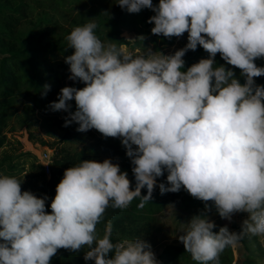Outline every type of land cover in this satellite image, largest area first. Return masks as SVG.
I'll use <instances>...</instances> for the list:
<instances>
[{
	"label": "clouds",
	"instance_id": "1",
	"mask_svg": "<svg viewBox=\"0 0 264 264\" xmlns=\"http://www.w3.org/2000/svg\"><path fill=\"white\" fill-rule=\"evenodd\" d=\"M122 10L151 9L154 35L188 33V43L174 54L148 48L133 56L117 41H101L96 18L74 27L65 39L70 80L52 111H64L65 126L96 129L104 137L121 138L131 159L135 190L126 171L111 159L81 160L65 170L46 211L48 197L22 191L14 176L0 174V264H50L59 249H86L95 264H161L152 245L140 238L113 242L108 220L100 236L96 226L106 210L139 208L152 200L157 178L161 194L182 188L205 208L181 223L179 241L198 264H220L228 247L245 237H260L264 246V0H118ZM138 39H144L143 36ZM134 41V40H129ZM198 46L207 53L184 70L183 57ZM241 70L245 82L224 65ZM44 94L51 85L43 86ZM76 111H71L70 101ZM135 146V147H134ZM147 188V195L142 189ZM222 219L247 213L242 231L225 225L218 232L211 204Z\"/></svg>",
	"mask_w": 264,
	"mask_h": 264
},
{
	"label": "trees",
	"instance_id": "2",
	"mask_svg": "<svg viewBox=\"0 0 264 264\" xmlns=\"http://www.w3.org/2000/svg\"><path fill=\"white\" fill-rule=\"evenodd\" d=\"M117 2L118 0H0V148L5 141L2 132L16 104L26 100L43 111L51 102L57 100V93L66 87V78L71 73L70 66L65 63L64 58L73 54L74 49H68L65 37L74 27L82 26L88 22V19L96 18L98 27L95 33L99 39L103 42L117 41L119 47L131 44L120 37L122 28L134 29L135 25H139L151 29L155 26L154 23H148L150 17L155 15L151 9L144 8L139 13H129L122 10ZM158 3L159 0H153L154 5ZM159 36L163 47L173 45L176 39V37L169 39L163 35ZM208 57L209 53L200 46L195 51L189 50L183 57L184 70L198 63L200 59ZM215 62L217 66L224 65L226 69L233 70L241 84L245 82L244 77L241 76V70L227 65L219 53L215 57ZM255 63L259 67H264V58L257 59ZM75 81L78 84L81 83L79 80ZM255 82L257 85H264V76L255 78ZM45 84L51 85V90L47 91L46 95L43 88ZM27 109H29L28 106L24 108V110ZM71 111L74 112L76 109H71ZM59 126L61 129H66L71 125L66 127L65 122H61ZM70 136V133H67L64 138L67 140ZM94 136L91 144L79 150L69 146L49 147L54 150L52 166L58 168L56 173L49 176L39 175L36 178L38 183L35 185L26 184L17 178L22 183V191H31L37 197H48L46 211L51 213L50 205L65 170L81 160L97 161L99 155H118L120 162L117 164L120 165L122 172L128 173L132 190H135L136 181L132 172L134 165L126 154L121 138H106L103 134ZM36 166L42 167L39 162ZM6 169H9L10 176H13V166L10 165ZM167 174L165 172L161 177L164 181L158 182L167 183ZM159 183H157L152 200L143 208L138 207L139 198L134 199L124 210L109 207L96 227L104 232L105 224L111 220L114 243L133 237L143 229L145 230L150 216L161 210L166 200V193L161 194ZM142 195H147L146 187L142 189ZM191 202L198 208L205 207L204 202L193 197H191ZM220 227L223 226L217 225L213 231L218 232ZM84 255V249L78 252L59 249L50 264H86ZM164 255L171 261L181 259L182 262L179 264L194 261L184 246L167 245L164 248ZM194 262L197 264L196 261ZM226 262L229 264L230 259L224 261L220 258V264H226Z\"/></svg>",
	"mask_w": 264,
	"mask_h": 264
},
{
	"label": "rangeland",
	"instance_id": "3",
	"mask_svg": "<svg viewBox=\"0 0 264 264\" xmlns=\"http://www.w3.org/2000/svg\"><path fill=\"white\" fill-rule=\"evenodd\" d=\"M151 29L139 25H135L134 29L122 28L120 37L131 43L130 45L124 44L122 46L133 56L145 54L148 48L153 51H161L167 55L174 54L176 50L183 48L188 43V33L185 32L182 37H176L173 45L163 47L160 41L161 37L153 35ZM141 36L144 39H138ZM68 77L66 78V86L85 87L84 83L78 84L75 80H70ZM59 94L60 91L57 93V97ZM69 103L72 105L71 109H76L74 100ZM26 106L29 109L24 110ZM67 115V112H54L49 107L41 111L34 107L32 102L26 100L16 104L2 132L5 141L0 148V174L10 176V171L6 167L12 165L13 176L21 179L26 184L35 185L38 183L36 178L39 175L45 174L49 176L56 173L58 169L52 166L48 175L42 167L36 166L37 162L41 164L40 157L44 149L54 148L57 145L58 147L69 146L72 149L79 150L83 146L91 144V139L95 137L94 135H101L96 129L79 132L77 131L79 125L75 122L70 124V128H66L69 130L61 129L59 123L65 122ZM67 133H70L71 136L66 140L64 135ZM105 159H111L113 163L120 162L118 155H99L97 161L103 162ZM158 181H164V179L158 177L157 183H159ZM191 197L183 188L177 193L166 192L163 208L150 216L149 224L145 230L143 229L130 238L140 237L148 241L161 264H179V262H182L181 259L177 261L167 259L164 255V248L167 245L184 246L178 238L179 235L183 234L181 223H187L193 215H197L204 210L205 207L198 208L192 203ZM208 215L216 225H227L229 230L233 232L242 231V222L248 218L247 213H236L231 221L222 219L217 213L215 206H211V212ZM96 230L100 236L103 235L104 232L101 228L96 227ZM85 251L86 249H84ZM220 258L224 261L230 259L229 264H264V246L260 244V237H245L236 247L226 248ZM85 263L95 264L94 261H85ZM187 264H195V262L191 261Z\"/></svg>",
	"mask_w": 264,
	"mask_h": 264
},
{
	"label": "built area",
	"instance_id": "4",
	"mask_svg": "<svg viewBox=\"0 0 264 264\" xmlns=\"http://www.w3.org/2000/svg\"><path fill=\"white\" fill-rule=\"evenodd\" d=\"M53 149L46 148L43 150L40 160L43 170L49 175L53 163Z\"/></svg>",
	"mask_w": 264,
	"mask_h": 264
}]
</instances>
